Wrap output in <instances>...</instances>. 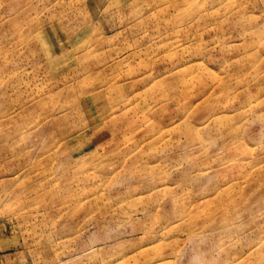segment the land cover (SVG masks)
Listing matches in <instances>:
<instances>
[{
  "label": "rangeland",
  "instance_id": "obj_1",
  "mask_svg": "<svg viewBox=\"0 0 264 264\" xmlns=\"http://www.w3.org/2000/svg\"><path fill=\"white\" fill-rule=\"evenodd\" d=\"M0 264H264V0H0Z\"/></svg>",
  "mask_w": 264,
  "mask_h": 264
}]
</instances>
